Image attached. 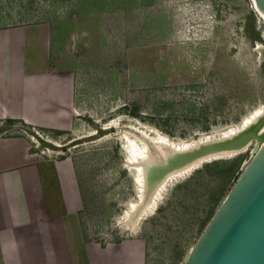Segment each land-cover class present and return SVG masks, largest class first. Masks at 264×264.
I'll return each mask as SVG.
<instances>
[{"label": "rangeland", "instance_id": "374dc122", "mask_svg": "<svg viewBox=\"0 0 264 264\" xmlns=\"http://www.w3.org/2000/svg\"><path fill=\"white\" fill-rule=\"evenodd\" d=\"M85 15L94 16L106 39L76 55L77 65L114 107L87 118L80 132L21 129L30 149L50 162L71 158L89 237L116 240L136 231L146 238V264H181L260 141L173 174L152 210L128 229L121 218L146 199L125 161L128 140L144 132L190 142L243 127L264 106L257 48L264 20L252 0H0V27ZM253 121L248 127L262 126L264 110Z\"/></svg>", "mask_w": 264, "mask_h": 264}, {"label": "crops", "instance_id": "0c3cea01", "mask_svg": "<svg viewBox=\"0 0 264 264\" xmlns=\"http://www.w3.org/2000/svg\"><path fill=\"white\" fill-rule=\"evenodd\" d=\"M105 39L92 15L0 27L4 264L11 259L14 264H146V238L136 231L106 241L86 234L71 158L50 162L30 149L31 138L21 129L80 132L87 118L114 107L115 101L107 102L105 92L89 83L76 58L98 50Z\"/></svg>", "mask_w": 264, "mask_h": 264}, {"label": "water", "instance_id": "95a60500", "mask_svg": "<svg viewBox=\"0 0 264 264\" xmlns=\"http://www.w3.org/2000/svg\"><path fill=\"white\" fill-rule=\"evenodd\" d=\"M254 4L264 12V0H254ZM259 51L264 56V47ZM248 126L229 136L203 138L190 146L180 144L179 149L165 146V156L154 153L150 164H144L145 194L176 166L246 147L257 138L261 127ZM181 264H264V140L246 161Z\"/></svg>", "mask_w": 264, "mask_h": 264}, {"label": "bare ground", "instance_id": "6f19581e", "mask_svg": "<svg viewBox=\"0 0 264 264\" xmlns=\"http://www.w3.org/2000/svg\"><path fill=\"white\" fill-rule=\"evenodd\" d=\"M252 1L254 4V0H252ZM254 8L258 12L259 16L264 20V12L259 10L255 4H254ZM262 47H264V44L257 45L258 49L262 48ZM263 110H264V106L261 107L260 109L256 110L248 120H245V122L243 123L244 124L243 127L232 129L229 132L224 131L222 134H220V136H217V137L229 136V135L237 132V130L244 128L245 126H248L249 124L252 123V121L255 118L259 117L262 114ZM140 134L141 135H137V136L134 135L133 137H131V139L128 140L129 141L128 142L129 149H128V155H127L128 158L125 161L129 165V169H132V171L134 172V183L136 185V191H137L138 196L141 195V192L143 191L144 195H146L145 196L146 199H143V201L140 203L139 209L136 210V207L134 208L132 205L131 209H133V211L129 210L131 213H128L129 211H126L124 216L121 218L123 222L125 221L127 223L126 226L128 229H131L132 227H134L138 223V221L146 213H148L149 211L152 210V208L154 207V205L156 203V200L159 198V194L163 188L164 181L168 180L170 176H172L173 174H176V173L181 174L182 172H186L189 169H191L192 167L198 165L202 161H207V160L222 158V157H229V156H232L233 154H235L236 152H240L243 149H245V147L238 149V150L227 149L221 153L211 154L208 156L197 158V159H195L189 163L176 166V167L172 168L165 175V177H163V179L157 184V186L153 189V191H151L148 194H145L144 183H143L144 174H145L144 164H147V163L150 164V162H151V161H148V158H147L149 156L148 151L150 152V150H153V153H157V156L161 157V156L166 155V150L164 149L165 146H169V148H172V149H179L182 146L180 144H185L186 146H190L192 144L198 143V140H203V138H207V137L212 138L214 136H210V135H208L206 137L201 136L199 139H196L194 141L191 140L190 142H186V141L182 142V141H174L171 139H168L169 140L168 141L166 138H164L162 136L159 138H156V137L152 138L151 135H147L146 133L144 134V132H141ZM256 139H258L260 141V143L264 140V123L258 129V136ZM258 147H259V145H258ZM157 158H159V157H157Z\"/></svg>", "mask_w": 264, "mask_h": 264}]
</instances>
